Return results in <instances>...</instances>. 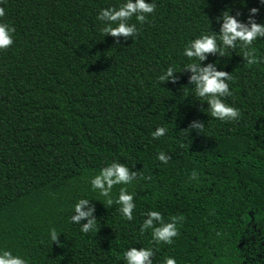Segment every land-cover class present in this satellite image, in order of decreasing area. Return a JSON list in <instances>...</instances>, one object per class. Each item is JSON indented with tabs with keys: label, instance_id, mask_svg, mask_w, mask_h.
<instances>
[{
	"label": "trees",
	"instance_id": "trees-1",
	"mask_svg": "<svg viewBox=\"0 0 264 264\" xmlns=\"http://www.w3.org/2000/svg\"><path fill=\"white\" fill-rule=\"evenodd\" d=\"M123 2L0 0V22L14 26L12 44L0 50V248L29 264H124L129 247L151 248L152 264H263L250 237L264 236V37L198 61L229 74L231 94L220 99L237 118L212 117L191 90V73L180 70L189 62L185 43L218 32L223 10L247 23L257 8L253 19L264 24V4L151 0L143 22L127 21L132 36L103 35L98 11ZM244 50L257 62L248 64ZM169 65L175 81H158ZM156 127L166 131L153 138ZM113 161L129 179L110 196L121 187L131 194V220L90 188ZM80 198L90 216L73 222ZM148 211L163 223L175 218L170 243L140 231ZM88 219L95 230L81 232Z\"/></svg>",
	"mask_w": 264,
	"mask_h": 264
},
{
	"label": "clouds",
	"instance_id": "clouds-1",
	"mask_svg": "<svg viewBox=\"0 0 264 264\" xmlns=\"http://www.w3.org/2000/svg\"><path fill=\"white\" fill-rule=\"evenodd\" d=\"M258 3L264 4V0H258ZM155 5L148 0H124L118 7L109 6L98 11L96 19L103 22L100 29L103 35L112 37L121 36L129 37L136 32L135 24L128 23L131 17H135L137 22L145 20V14L152 13ZM247 23L240 22L236 15L230 14L229 10L225 9L221 14L214 18L219 22L218 32H209L201 34L185 43L182 50V55L188 58L189 62L183 65L180 70H188L191 75L189 82L193 84L191 89L196 97L203 98L207 105L208 111L212 117L217 119H234L239 115L238 109H235L225 104L220 97L228 96L231 93L228 89L226 80L230 79L228 73L223 71H215L214 65L198 66V61L205 59V54L213 53L225 55L226 48L232 49L236 42H240L243 48H247L258 37H264V24L256 23L253 19L257 8H250ZM5 15V9L0 7V17ZM238 15V14H237ZM14 26L8 23L0 22V50L7 48L13 42L12 33ZM235 42V44H234ZM254 50H244L243 56L248 64L256 63V57L253 55ZM179 71V72H180ZM177 72L176 68L169 65L164 69L156 79L160 82L168 80L175 81L173 73ZM192 127L201 128L203 124H193ZM164 127H156L151 133L153 138L159 137L165 133ZM157 159L165 161L164 155L159 153ZM129 179L128 168L124 165L113 161L111 164L104 167L98 175L92 177L89 181L92 190H99V195L105 197V205L116 203L119 205V212L124 219H132L133 203L131 202V194L126 193L121 187L115 200L110 196V190L115 184H123ZM87 203V198H80L72 205V211L75 215L71 216L73 222L79 221L82 218L90 216L89 211H81V206ZM147 219H144L140 225V231L143 233L145 229L151 228V239L156 242L170 243L171 237L176 235L175 218L171 222L163 223L160 213L157 211H148ZM153 220L159 221L157 227L152 228ZM96 223L93 219H88L87 223L80 227L81 232L95 230ZM57 232L55 229H49L48 237L52 243L57 242ZM153 255L151 248L141 247L137 250L134 247H129L123 251L122 259L124 264H152L149 257ZM0 264H29L27 259L18 255H13L10 251L0 248ZM163 264H175L171 257H165Z\"/></svg>",
	"mask_w": 264,
	"mask_h": 264
},
{
	"label": "flooded vegetation",
	"instance_id": "flooded-vegetation-1",
	"mask_svg": "<svg viewBox=\"0 0 264 264\" xmlns=\"http://www.w3.org/2000/svg\"><path fill=\"white\" fill-rule=\"evenodd\" d=\"M255 231L256 232L252 233L250 237L251 250L252 254L255 256L254 261L262 262V258L264 257V249L258 244L260 243V240L264 238V236H261L259 231ZM262 243H264V241ZM256 248H258V250H256Z\"/></svg>",
	"mask_w": 264,
	"mask_h": 264
}]
</instances>
